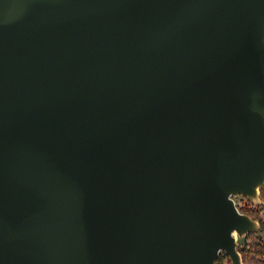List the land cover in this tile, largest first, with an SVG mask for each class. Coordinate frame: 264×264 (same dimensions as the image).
<instances>
[{
  "label": "water",
  "instance_id": "water-1",
  "mask_svg": "<svg viewBox=\"0 0 264 264\" xmlns=\"http://www.w3.org/2000/svg\"><path fill=\"white\" fill-rule=\"evenodd\" d=\"M263 185L264 0H0V264H254Z\"/></svg>",
  "mask_w": 264,
  "mask_h": 264
},
{
  "label": "trees",
  "instance_id": "trees-1",
  "mask_svg": "<svg viewBox=\"0 0 264 264\" xmlns=\"http://www.w3.org/2000/svg\"><path fill=\"white\" fill-rule=\"evenodd\" d=\"M261 196L263 201L256 203L264 208V185L261 187ZM238 248L244 261L264 264V225L261 224L258 230L246 233L239 241ZM216 264H232V262L229 255L225 251H221L216 259Z\"/></svg>",
  "mask_w": 264,
  "mask_h": 264
},
{
  "label": "built area",
  "instance_id": "built-area-1",
  "mask_svg": "<svg viewBox=\"0 0 264 264\" xmlns=\"http://www.w3.org/2000/svg\"><path fill=\"white\" fill-rule=\"evenodd\" d=\"M234 199V203L238 210L248 212L252 216L256 217L259 221V225H264V208L258 205L252 198L244 194H231ZM252 213H251V212ZM245 235V234H244ZM244 235H238V240L240 241Z\"/></svg>",
  "mask_w": 264,
  "mask_h": 264
}]
</instances>
